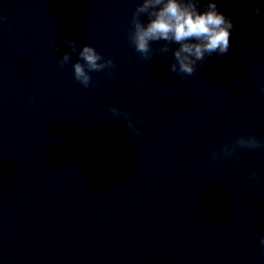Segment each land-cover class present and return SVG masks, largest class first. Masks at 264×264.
I'll use <instances>...</instances> for the list:
<instances>
[{"label": "clouds", "instance_id": "1", "mask_svg": "<svg viewBox=\"0 0 264 264\" xmlns=\"http://www.w3.org/2000/svg\"><path fill=\"white\" fill-rule=\"evenodd\" d=\"M201 0H142L134 10L131 26L128 29V41L131 47L145 60L152 58V53L162 54L167 58L171 53L173 61L170 65L172 73L193 75L198 67L202 66L206 57L213 53L224 55L230 47V30L234 24L230 18H226L219 12L214 0H209L203 11L199 10ZM259 14L260 9L253 10ZM146 16L147 19H142ZM0 16V21L6 20ZM160 41H164L162 45ZM71 52L63 53L59 63L61 66L71 62L72 54L77 53V44L74 40L66 39ZM178 45L175 49L172 45ZM158 45V47H153ZM59 52L58 45L54 48ZM79 59L72 64L74 78L85 88L92 83L91 72L108 70L107 75L112 77V69L115 64L112 59H105L96 49L87 44L78 51ZM83 61V62H81ZM264 93V88H261ZM34 101L29 100V103ZM113 116H120L126 120V128L140 135V130L132 123L133 113L119 109L116 106H108ZM140 123V118H136ZM264 147L255 136L237 137L231 148L225 146L222 149L224 157L231 156L235 149ZM214 159H219V153L213 152ZM250 177L255 179L257 173L252 171ZM260 244L264 247V237Z\"/></svg>", "mask_w": 264, "mask_h": 264}]
</instances>
